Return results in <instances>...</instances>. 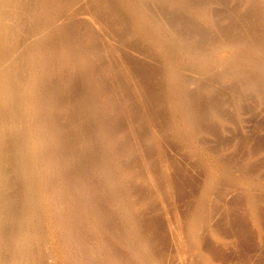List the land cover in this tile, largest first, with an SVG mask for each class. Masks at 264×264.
Returning a JSON list of instances; mask_svg holds the SVG:
<instances>
[{
	"label": "rangeland",
	"instance_id": "rangeland-1",
	"mask_svg": "<svg viewBox=\"0 0 264 264\" xmlns=\"http://www.w3.org/2000/svg\"><path fill=\"white\" fill-rule=\"evenodd\" d=\"M7 22L43 159L0 128V264H264V0H14Z\"/></svg>",
	"mask_w": 264,
	"mask_h": 264
},
{
	"label": "bare ground",
	"instance_id": "bare-ground-1",
	"mask_svg": "<svg viewBox=\"0 0 264 264\" xmlns=\"http://www.w3.org/2000/svg\"><path fill=\"white\" fill-rule=\"evenodd\" d=\"M14 1V0H13ZM12 0H0V65H2L3 63H5L9 58L10 56L12 55V51H11V48L10 47H13L10 45V42L11 40L8 39V35H7V21H8V17L10 15V7H11V2H13ZM37 3V2H35ZM120 4V3H119ZM125 4V2L123 3ZM130 4V3H129ZM15 5V4H14ZM30 5V4H29ZM76 5V4H75ZM35 6V5H34ZM38 6V5H37ZM78 6V5H77ZM81 6V5H80ZM79 6V7H80ZM136 6V5H135ZM134 6V7H135ZM138 6V5H137ZM140 6V5H139ZM82 7V6H81ZM99 7V6H98ZM78 7H74V11L75 13H77V9ZM75 9H77L75 11ZM84 9V11L82 12L83 14H88V12H85V11H88L86 10V8L82 7V10ZM79 10L81 11V8H79ZM99 10V9H98ZM129 10V8H128ZM38 11V10H37ZM78 11V16H81L83 17V15L81 14V12ZM95 11V10H94ZM131 11V10H130ZM80 12V13H79ZM85 12V13H84ZM135 12V11H134ZM41 13V12H40ZM46 13V12H45ZM44 13V14H45ZM141 13V11H140ZM81 14V15H79ZM85 14V16H86ZM92 14V13H91ZM97 14V13H96ZM35 15V14H34ZM134 15V13H133ZM13 16V15H12ZM18 16V15H17ZM26 16V14H25ZM50 15L48 14H45V17L48 18L46 19L48 22H46L45 20V23H48L49 24V21H50ZM75 16V14H74ZM84 16V17H85ZM94 16V15H93ZM20 17V16H19ZM72 17V16H71ZM83 17V18H84ZM91 17V16H90ZM62 18V17H61ZM75 18V17H74ZM89 18V16H88ZM97 18V17H96ZM140 18V16H139ZM11 19V18H10ZM15 19V18H14ZM30 19V18H29ZM84 20V19H83ZM86 20V19H85ZM97 20V19H96ZM35 21V20H33ZM94 18L90 21L91 23H89V25L91 24L92 25V22L94 23ZM103 21V20H102ZM138 21V20H137ZM142 21V20H141ZM96 22V21H95ZM139 22H140V19H139ZM138 22V23H139ZM19 23V22H18ZM67 23V22H66ZM137 23V24H138ZM144 23V22H143ZM38 24V23H37ZM101 24V23H100ZM42 25V24H41ZM90 25V26H91ZM140 25V24H139ZM144 25V24H143ZM94 26V25H92ZM95 26L97 27V24H95ZM101 26V25H99ZM142 26V24L140 25ZM18 27V25H17ZM103 27V26H102ZM32 28V27H31ZM145 28V27H144ZM10 29V28H9ZM142 31V30H141ZM32 32V31H31ZM89 32V31H88ZM10 33V32H8ZM11 34V33H10ZM33 34V33H32ZM36 34V33H35ZM96 34V33H95ZM20 35V34H19ZM144 35V34H143ZM10 36V35H9ZM32 36V35H31ZM35 36V35H34ZM41 36V35H40ZM26 37V36H24ZM37 37V36H36ZM42 37V36H41ZM148 37V36H147ZM161 37V36H160ZM146 38V37H145ZM163 38V37H162ZM9 40L8 44H6L5 42H7V40ZM12 39V38H11ZM147 39V38H146ZM155 39V38H154ZM19 40V39H18ZM35 40V39H34ZM13 41V40H12ZM15 41V40H14ZM39 41V40H38ZM41 41V40H40ZM157 42V41H156ZM108 43V42H107ZM94 44V43H93ZM151 44V43H150ZM19 45V44H18ZM21 45V44H20ZM37 45V44H36ZM32 46V44H31ZM42 46V45H40ZM27 47V46H26ZM47 47V46H46ZM91 47V46H90ZM45 48V47H44ZM22 49V48H21ZM28 50V49H27ZM34 50V49H33ZM16 51V50H15ZM33 52V51H32ZM48 52V51H47ZM25 55V54H24ZM94 55V54H93ZM30 56V55H29ZM18 58V57H17ZM80 58V57H79ZM33 60V59H32ZM79 60V59H78ZM82 60V59H81ZM13 61V60H12ZM118 61V59L116 60ZM16 64V63H15ZM20 64V63H18ZM35 64V63H34ZM113 64V63H112ZM9 65V64H8ZM19 67V66H18ZM27 69V68H25ZM37 69V67H36ZM39 69V68H38ZM18 70V69H17ZM20 70V69H19ZM23 70V69H22ZM121 70V69H120ZM14 71V70H13ZM21 72V71H20ZM180 72V71H179ZM14 73V72H13ZM28 75H32L33 72L31 70H28L27 71ZM16 74V73H15ZM11 75V70L10 69H6V70H1L0 69V114H5L4 110L7 109L8 110V117L6 120L3 119V117L0 116V128H2V130L4 129V127L6 129H10L12 128L14 131H18L19 130V133L21 134L22 136V139H23V147H25L26 149H29L28 151V154L27 156L29 157V161L30 163L32 162V165H35L36 163H38L41 159H43L41 153H39V151L42 149L40 144L42 145L41 142H39V138H38V135H37V131H35V122L33 121V119L31 120L30 118V114H29V111L32 110V105H31V101H30V98H28L26 96V93L27 90H28V87L26 86V83L24 81H19L17 84H18V97L16 99V97H14L15 95H13V97L15 98L16 102H15V106H18L20 108V112H19V115L16 116L14 111L12 112L11 111V107L9 108V104L11 103V100L10 99V88H9V85H8V78L9 76ZM14 75V74H12ZM27 77V76H26ZM171 77V76H170ZM13 78V77H12ZM29 79V78H28ZM39 79V78H38ZM12 80V79H10ZM16 81V80H15ZM30 81V79H29ZM13 83V81H12ZM35 84V83H34ZM33 85V84H32ZM11 86V85H10ZM30 87V86H29ZM36 90V89H35ZM16 91V92H17ZM14 92V91H13ZM14 94V93H13ZM16 94V95H17ZM115 94V93H114ZM180 96V95H179ZM14 104V102H13ZM12 105V103H11ZM30 107V108H29ZM16 111V109H15ZM44 111V110H42ZM185 111V110H184ZM33 114V113H32ZM128 114V112H127ZM7 116V115H6ZM34 117V116H33ZM193 117V116H192ZM194 118V117H193ZM17 124H20V128H17ZM43 125V124H42ZM147 130V129H146ZM8 131V130H7ZM9 132V131H8ZM35 132H36V135H35ZM155 133V132H154ZM1 134V132H0ZM130 136V135H129ZM10 140V139H9ZM12 140V139H11ZM41 140V139H40ZM22 141V140H21ZM1 142V141H0ZM2 143V142H1ZM19 146V145H18ZM46 146V145H45ZM156 147V146H155ZM9 149V148H8ZM31 150L33 151V153L31 152ZM22 151V150H21ZM46 153V152H45ZM63 158V157H62ZM218 158V157H217ZM1 159V158H0ZM219 160V159H218ZM163 161V160H162ZM76 162V161H75ZM43 163V162H42ZM47 163V162H46ZM160 163V162H159ZM234 164V163H232ZM41 168V167H40ZM166 168V167H165ZM34 169V168H33ZM37 169V168H36ZM47 169V168H46ZM162 169V168H161ZM42 170V169H41ZM163 171V170H162ZM244 171V170H243ZM18 172V171H17ZM40 175V174H39ZM150 178V177H149ZM162 179V178H161ZM69 181V180H68ZM211 182V181H210ZM69 185V184H68ZM150 185H151V182H150ZM230 186V185H229ZM171 187V186H170ZM218 187V186H217ZM163 188V187H162ZM165 188V187H164ZM231 188V186H230ZM168 189V188H167ZM227 189V187L225 188V190ZM232 189V188H231ZM69 190V189H68ZM211 191V190H210ZM233 192V191H231ZM70 195V193H69ZM253 200V199H252ZM170 206V205H169ZM256 207V206H255ZM210 213V212H209ZM256 215V214H255ZM260 216V215H259ZM20 221V220H19ZM4 222V221H3ZM80 227V226H79ZM2 228V227H1ZM77 229V228H76ZM78 233V232H77ZM122 237V236H121ZM88 238V237H87ZM91 239V238H90ZM92 240V239H91ZM138 241V240H137ZM235 242V241H234ZM91 245V244H90ZM182 246V245H181ZM180 246V247H181ZM95 247V246H94ZM184 249V248H183ZM185 250V249H184ZM136 251V250H135ZM183 251V250H182ZM10 253V252H9ZM96 254V253H95ZM183 254V253H181ZM92 255V254H91ZM189 255V254H188ZM105 256V255H104ZM5 258V257H4ZM106 258V257H105ZM185 258V257H184ZM186 259V258H185ZM187 260V259H186ZM245 260V259H244ZM185 261V260H184ZM194 261V260H193ZM242 261V260H241ZM191 262V261H190Z\"/></svg>",
	"mask_w": 264,
	"mask_h": 264
}]
</instances>
